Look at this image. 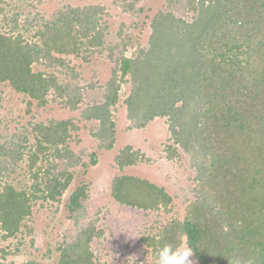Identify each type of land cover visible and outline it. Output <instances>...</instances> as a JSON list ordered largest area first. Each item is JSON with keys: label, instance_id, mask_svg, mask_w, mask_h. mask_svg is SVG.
<instances>
[{"label": "trees", "instance_id": "trees-1", "mask_svg": "<svg viewBox=\"0 0 264 264\" xmlns=\"http://www.w3.org/2000/svg\"><path fill=\"white\" fill-rule=\"evenodd\" d=\"M187 8L193 20L158 13L151 24L149 50H141L136 58L123 56L122 50L114 60V75L129 76L132 83L125 104L133 127L143 128L156 117H168L174 122L175 143L188 153L204 150L210 159L199 181L203 198L191 203L185 220H173L141 241L150 249L153 264L156 249L182 245L183 238L199 264H264V0H188ZM8 11L0 7V84L39 107L47 106L51 96L65 109L79 111L83 98L78 83L76 87L63 83L54 72H35L32 66L68 69L76 79L66 58L81 56L83 51L90 55L104 47L101 8L64 7L39 26L33 36L36 41L14 34L20 15ZM155 44L173 51L177 61L172 70L166 73L164 69L159 84L140 75ZM118 87L109 86L102 105L88 106L81 113L86 121H98L93 135L106 150L115 141L109 110L118 101ZM140 107L150 108L148 114H140ZM29 128L33 144H26L23 134L0 143V229L5 238L14 236L30 217L31 203H58L73 179L69 169L81 165L67 146L72 133L79 131L72 120L30 123ZM136 160L137 152L128 147L115 163L122 169ZM23 162L30 186L18 189L4 182ZM111 196L119 205L143 211L167 209L171 203L163 189L131 176L114 178ZM86 197L85 187L69 197L68 219L79 230L69 242L56 247V264H95L89 244L103 232L94 223L79 226Z\"/></svg>", "mask_w": 264, "mask_h": 264}, {"label": "rangeland", "instance_id": "rangeland-1", "mask_svg": "<svg viewBox=\"0 0 264 264\" xmlns=\"http://www.w3.org/2000/svg\"><path fill=\"white\" fill-rule=\"evenodd\" d=\"M3 1L0 7L9 10L10 15H20L17 20L18 29L14 34H22L27 41H36L33 36L43 22L50 20L57 11L67 6L101 8L100 17L106 26V36L104 47L90 55L83 51L81 56L66 58L68 68L76 74V79H73L68 69H46L39 64L32 66L35 72H54L63 83L70 82L75 87L78 83L77 87L83 98L79 111L65 109L60 100L53 101L51 96L47 106L39 107L29 97L15 93L4 83L0 84V143L7 141L12 135L23 134L26 136V144H33L34 135L28 129L30 123L47 124L49 120H72L79 131L72 133V140L67 146L81 159V165L69 169L73 179L58 203L40 200L31 203L30 217L24 219L19 231L12 237L5 238L0 229V263L25 264L36 261L38 264H56L59 257L56 247L69 242L78 229L68 219L66 205L69 197L77 188L85 187L87 197L82 201L85 213L79 220V226L94 223L96 230L103 232L100 238L94 237L89 244L93 262L153 264L150 249H146L141 238L157 234L173 220H185L191 203L199 197L203 198L204 189L199 181L201 174H204L202 170L210 163V159L202 153L204 150L197 149L188 153L176 144L171 129L174 122L168 117H156L143 128L133 127L125 104L131 93L132 83L129 76L121 79L119 72L114 75V60L122 50L123 56L127 58H136L141 50H149L148 44L153 32L151 24L158 13L169 12L185 22L193 20V12L187 8L188 0ZM28 27V30H24ZM160 47L161 45L155 44L140 71L142 79L153 84H159L164 79V69L167 73L177 63L173 51L162 50ZM109 86L110 89L119 86V89L118 101L109 110L110 120L114 124L115 141L112 148L106 150L100 148L99 140L93 135L97 133L98 121H86L81 113L88 106L102 105L103 95L110 91ZM149 110L150 108L143 110L140 107L139 113L145 112L147 115ZM174 129L177 131L178 127ZM130 140L134 142L132 146L127 143ZM128 147L132 152H137V160L133 165L119 169L115 158ZM26 165L25 162L20 163L4 182L12 183L18 189L29 187L31 180ZM118 176L135 177L163 189L171 198L170 205L167 209L159 207L156 211H143L117 204L111 196V184ZM20 182L22 183L18 184ZM147 251L149 254L145 253ZM190 259L194 264H199L194 256Z\"/></svg>", "mask_w": 264, "mask_h": 264}, {"label": "clouds", "instance_id": "clouds-1", "mask_svg": "<svg viewBox=\"0 0 264 264\" xmlns=\"http://www.w3.org/2000/svg\"><path fill=\"white\" fill-rule=\"evenodd\" d=\"M193 253V248L187 243L177 246L165 244L155 250L156 264H194L190 259Z\"/></svg>", "mask_w": 264, "mask_h": 264}, {"label": "crops", "instance_id": "crops-1", "mask_svg": "<svg viewBox=\"0 0 264 264\" xmlns=\"http://www.w3.org/2000/svg\"><path fill=\"white\" fill-rule=\"evenodd\" d=\"M146 125H148V123H147ZM146 125H145V126H146ZM130 139H131V138H130ZM127 143H129L130 146H132L134 142H133L132 140H130V142L128 141Z\"/></svg>", "mask_w": 264, "mask_h": 264}]
</instances>
